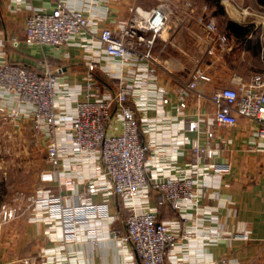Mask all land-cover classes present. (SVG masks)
Wrapping results in <instances>:
<instances>
[{
	"label": "crops",
	"instance_id": "obj_1",
	"mask_svg": "<svg viewBox=\"0 0 264 264\" xmlns=\"http://www.w3.org/2000/svg\"><path fill=\"white\" fill-rule=\"evenodd\" d=\"M67 6L80 9L87 17L88 29L81 28L68 40L56 45L23 40L24 16L31 9H49L55 0H0V62L13 60L41 69L54 68L60 85L55 105L61 112L71 111L74 97L81 92L86 78V63L94 62L93 79L105 91L116 88L118 75L130 83L134 65L121 64L115 56L106 54L97 32L100 27L118 29L133 13L132 7L150 6L149 0H62ZM224 13L217 18L216 30L203 27L197 14L167 13L164 25L154 37L152 45L153 76L150 81L166 88L168 100L159 103L151 84L134 85L125 102L134 107L141 139L147 143L146 175L154 170L175 172L178 168L194 175L200 188L196 205L186 208L188 218L179 221L178 212L159 198L151 187L133 197L139 208L150 209L157 218L166 219L178 232L184 226H194L198 232L213 228L210 236H176L165 259L168 264H264V138L255 134L256 122L237 115L233 124H218L212 120L213 103L206 94L216 85L234 84L236 76L245 80L264 68L258 48L264 38V0H219ZM253 9L246 10L247 5ZM246 5V6H243ZM225 18L249 23L246 31H231L223 27ZM216 20V19H215ZM216 23V21H215ZM226 35L219 45L217 34ZM17 42L12 44L10 38ZM210 46L211 52L205 48ZM148 63L141 60L140 65ZM199 63L211 75L208 81L196 85L200 92L186 89L181 112L174 111L177 88L189 69ZM7 104L16 101L4 93ZM22 107L25 104H21ZM198 118V130L188 129L185 121ZM209 123L213 135L209 143L217 144L213 159L226 161L229 169L221 173H195L206 168L204 160L192 164L190 142H204L203 128ZM18 126L29 129L27 115L21 114ZM117 125L118 123L115 122ZM175 127L176 132L170 128ZM30 130V129H29ZM40 143V160L27 182H17L25 193L60 194L64 203L77 202L84 192L86 178L95 170L97 159L65 151L59 154L62 166L54 172L44 160V135L36 137ZM42 172L50 173L44 178ZM44 173V174H45ZM94 201H105V211L88 216L79 222L73 238H62L61 220L50 216L43 207H31L22 200L20 212L2 223L0 229V264H28L24 257L37 256L57 264H140L128 242H120L108 234L110 227L124 228L123 217L127 200L111 190L91 193ZM223 258V260H222Z\"/></svg>",
	"mask_w": 264,
	"mask_h": 264
},
{
	"label": "built area",
	"instance_id": "obj_2",
	"mask_svg": "<svg viewBox=\"0 0 264 264\" xmlns=\"http://www.w3.org/2000/svg\"><path fill=\"white\" fill-rule=\"evenodd\" d=\"M132 10L133 13L118 29L112 30L104 25L97 32L106 54L115 56L121 64L134 65L130 83L118 75L116 88L113 91L103 90L93 79L94 62L90 60L86 63V78L81 92L74 97L69 112H61L55 105L60 85L56 75L58 66L37 69L13 60L0 62V120L16 123L21 114L27 115L32 136L44 135L43 157L54 172L58 165L62 166L59 154L65 151L98 161L94 172L86 178L84 192L78 194L82 196L77 202L66 204L58 193H25L22 190H17L10 200L0 201V229L3 221L22 210V200L25 199L31 207H43L50 216H58L62 238H73L79 222L105 211L106 202L92 200L91 193L111 190L127 200V212L123 217V230L110 227L108 234L120 242L130 243L140 264H168L165 253L174 244L177 235L187 238L210 236L215 232L213 228L198 232L190 225L176 232L168 220L157 218L150 209L139 208L133 200L135 195L149 186L157 191L161 200L178 212L179 221L183 222L188 218L186 208L198 203L200 188L194 184V175L184 168H178L175 172L154 170L146 175L148 157L145 151L148 145L141 139L135 109L125 102V98L134 85L151 84L159 96V103L168 100L166 88L149 79L153 76V67L149 63L153 61L151 47L155 35L164 25L167 10L161 3L147 7L136 4ZM197 16L205 29L216 30L212 16ZM87 22L86 15L80 9L55 0L49 9H31L24 16L23 40L56 45L68 40L79 29H88ZM216 38L219 45L225 44L226 35L223 32H219ZM10 41L15 44L17 38L12 36ZM205 50L211 52L212 48L207 46ZM258 56L264 59V38L258 48ZM141 60L148 63L140 65ZM210 79V73L195 63L177 88L174 111L181 112L186 89L199 95L196 85ZM231 79L234 84L216 85L206 94L214 105L212 120L229 125L236 121L237 115L246 116L256 122L255 134L264 138V68L252 72L245 80L236 76ZM4 93L16 103H5L1 98ZM185 125L188 129L198 130L199 120L189 118ZM176 130L175 127L170 128L171 132ZM203 135V143L195 138L189 145L192 164L197 165L204 160L207 166L195 173L209 175L227 171L228 162L213 159L217 144L209 143L213 135L209 123L205 124ZM44 173L42 177H50V173ZM22 261L28 264H57L37 256L24 257Z\"/></svg>",
	"mask_w": 264,
	"mask_h": 264
},
{
	"label": "rangeland",
	"instance_id": "obj_3",
	"mask_svg": "<svg viewBox=\"0 0 264 264\" xmlns=\"http://www.w3.org/2000/svg\"><path fill=\"white\" fill-rule=\"evenodd\" d=\"M149 1L153 2L150 5L161 3L167 13H194L202 17L210 15L214 20L216 19V25L219 23L217 18H221V14L216 12L213 3L208 0ZM221 5L223 9L222 2ZM247 9L251 10L253 7L248 4ZM39 146L40 143L26 126L0 120V201L10 200L17 190L23 191L17 186V182L22 183L32 179V173L40 160Z\"/></svg>",
	"mask_w": 264,
	"mask_h": 264
},
{
	"label": "trees",
	"instance_id": "obj_4",
	"mask_svg": "<svg viewBox=\"0 0 264 264\" xmlns=\"http://www.w3.org/2000/svg\"><path fill=\"white\" fill-rule=\"evenodd\" d=\"M208 1H211L213 3L217 13H220V14L223 13L222 5L219 0H208ZM223 27L227 28L228 30L237 32V31L249 30L251 28V25L249 23H246V24L238 23L230 18H225Z\"/></svg>",
	"mask_w": 264,
	"mask_h": 264
}]
</instances>
